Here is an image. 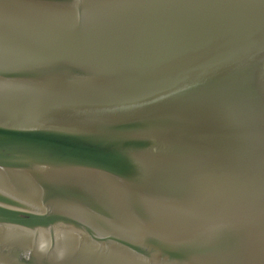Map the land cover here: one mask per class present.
<instances>
[{
	"label": "water",
	"instance_id": "95a60500",
	"mask_svg": "<svg viewBox=\"0 0 264 264\" xmlns=\"http://www.w3.org/2000/svg\"><path fill=\"white\" fill-rule=\"evenodd\" d=\"M0 264H264V0H0Z\"/></svg>",
	"mask_w": 264,
	"mask_h": 264
}]
</instances>
